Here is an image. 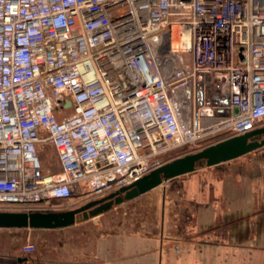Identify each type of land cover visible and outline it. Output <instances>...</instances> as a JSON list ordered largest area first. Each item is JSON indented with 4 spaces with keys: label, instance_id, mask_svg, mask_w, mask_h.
Masks as SVG:
<instances>
[{
    "label": "built area",
    "instance_id": "2783aa9c",
    "mask_svg": "<svg viewBox=\"0 0 264 264\" xmlns=\"http://www.w3.org/2000/svg\"><path fill=\"white\" fill-rule=\"evenodd\" d=\"M198 84L229 113L198 109ZM263 120L264 0H0V211L102 198Z\"/></svg>",
    "mask_w": 264,
    "mask_h": 264
},
{
    "label": "crops",
    "instance_id": "0c3cea01",
    "mask_svg": "<svg viewBox=\"0 0 264 264\" xmlns=\"http://www.w3.org/2000/svg\"><path fill=\"white\" fill-rule=\"evenodd\" d=\"M247 156L199 168L191 180L184 178L191 174L170 180L182 178L181 191H191V201L162 196L152 203L155 231L148 222L134 234L100 233L89 251L75 250L67 237L63 259L47 260L24 247L36 246L46 232L68 234L78 222L54 230L0 228V264H264V155L255 162ZM206 173L209 181L203 183ZM186 179L192 185L184 186Z\"/></svg>",
    "mask_w": 264,
    "mask_h": 264
},
{
    "label": "water",
    "instance_id": "95a60500",
    "mask_svg": "<svg viewBox=\"0 0 264 264\" xmlns=\"http://www.w3.org/2000/svg\"><path fill=\"white\" fill-rule=\"evenodd\" d=\"M195 95V104L198 109L210 108L218 116L229 113L227 95L219 91L211 92L209 86L203 84L197 85ZM233 111L235 115L239 113L238 108H234ZM262 148H264V126L171 160L134 183L121 187L100 199L88 201L81 207L58 212L0 211V228L41 230L67 228L77 223L78 216L87 220L90 216L94 217L107 210L113 203L119 204L123 200L144 195L166 181L191 174L199 168L233 161Z\"/></svg>",
    "mask_w": 264,
    "mask_h": 264
},
{
    "label": "rangeland",
    "instance_id": "374dc122",
    "mask_svg": "<svg viewBox=\"0 0 264 264\" xmlns=\"http://www.w3.org/2000/svg\"><path fill=\"white\" fill-rule=\"evenodd\" d=\"M184 58L187 59L188 55L185 54ZM262 126H264V120L259 125V127ZM219 141H222L220 137L215 141L202 142L195 147H187L174 150L167 155L165 160L169 162L178 157H182L187 154L199 151L204 147L217 143ZM37 149L38 155L41 160L43 173H57L59 171V163L53 146L50 144H39L37 146ZM247 155L245 156H247L248 160L255 162V159H258L260 156L264 155V148L256 150ZM244 162L248 163L246 159L244 160ZM205 168L207 167H204L202 169ZM192 177L194 176L191 174L189 176H185L184 178L191 180ZM201 178L203 183H205V181L206 183H208L209 176L207 173L205 175L203 174ZM181 179L166 181L149 194H144L129 200H123V202L119 204L113 203L107 210H104L98 214L99 216L101 215V218L99 220L95 218L98 215L94 217L90 216L87 220H83L81 216H78L77 222L80 223V226H78V228H76L75 230H70L68 234H66L65 231L57 233L46 232V236L43 237L44 235H42L41 240L38 241L33 252L40 253L42 256H45L47 260L55 259L57 257L63 259L64 250L66 249L65 238L67 237H69V244H71L75 250L81 251L84 248L86 251H89L88 249H94L95 236L99 235L100 233H119L121 235L134 234L140 232L141 229H143L145 223L148 222H153V229L155 231V227L157 225L155 222L158 221L156 220L158 216L154 214L156 213L155 210H151L150 205L152 203H160L162 201V196L165 198L169 196V198H172L173 201L180 203L182 201H188L189 199L191 201V191L186 194L181 191V186L183 185ZM187 179L186 183L184 182V186L192 185L191 181L189 182V180ZM195 185L200 184L197 182L195 183ZM200 192L202 191L200 190ZM91 200L95 199H89L85 195V191L83 189H80L78 191H75L70 199L52 200L42 205L33 207L26 212L65 211L81 207ZM165 200L167 201L168 199L166 198ZM150 215H153V218Z\"/></svg>",
    "mask_w": 264,
    "mask_h": 264
},
{
    "label": "bare ground",
    "instance_id": "6f19581e",
    "mask_svg": "<svg viewBox=\"0 0 264 264\" xmlns=\"http://www.w3.org/2000/svg\"><path fill=\"white\" fill-rule=\"evenodd\" d=\"M173 34L177 36L181 35V39L178 38V40L174 42L173 47L177 48L178 50L188 49L189 34L187 32H184L183 30H180V28L178 27L174 28Z\"/></svg>",
    "mask_w": 264,
    "mask_h": 264
}]
</instances>
